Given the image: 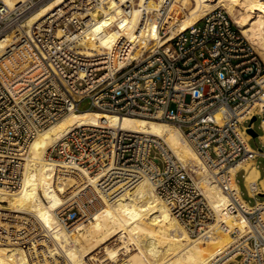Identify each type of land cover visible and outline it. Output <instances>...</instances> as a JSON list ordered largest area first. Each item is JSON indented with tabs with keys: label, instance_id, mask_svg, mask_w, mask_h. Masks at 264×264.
Returning a JSON list of instances; mask_svg holds the SVG:
<instances>
[{
	"label": "built area",
	"instance_id": "1",
	"mask_svg": "<svg viewBox=\"0 0 264 264\" xmlns=\"http://www.w3.org/2000/svg\"><path fill=\"white\" fill-rule=\"evenodd\" d=\"M48 1L26 0L10 8L0 0V40H7L0 54V193L22 189L35 166H28L31 143L52 124L80 111L117 121L102 117L77 125L47 149L45 159L56 175L77 177L84 171L90 180L62 194L53 229L36 216L0 210L6 224L0 242L22 245L30 255L34 245L54 247L56 230L87 224L102 197L115 200L145 179L191 237L211 227L227 236L210 264H264V200L257 199L258 182L249 184L245 169L264 159V62L227 11H211L153 50L124 39L102 51L80 41L93 25L90 14L108 8L111 0H68L24 27ZM132 1H116L122 22L131 15ZM165 7L145 11L144 25L156 28ZM169 34L162 29L163 38ZM124 116L181 130L201 165L179 158L159 135L122 127ZM254 118L260 120V149L250 145ZM217 193L230 201L217 204ZM56 258L63 260L60 254Z\"/></svg>",
	"mask_w": 264,
	"mask_h": 264
},
{
	"label": "bare ground",
	"instance_id": "2",
	"mask_svg": "<svg viewBox=\"0 0 264 264\" xmlns=\"http://www.w3.org/2000/svg\"><path fill=\"white\" fill-rule=\"evenodd\" d=\"M4 1L14 8L26 0ZM66 1L49 0L30 14L23 26L29 27L40 21ZM116 1L111 0L108 8L90 14L93 25L85 32L81 46L109 51L128 39L135 46H141L146 41L141 49L153 50L166 45L175 34L198 23L211 11L223 8L264 62V0H133L131 15L125 22H122V10L114 7ZM163 3H166V14L161 23L156 28L153 25L145 26V11L154 13ZM163 28L171 31L166 38L162 37ZM6 44V39L0 40V54ZM102 117L117 121L111 115L80 111L67 115L40 132L30 146L28 166L34 164L33 171L26 174L19 192L0 193V201L8 203V207L0 204V210L30 214L36 216L44 226L55 228L56 211L62 205V194L73 186L87 182L90 176L84 171L77 177L56 175L55 165L45 159L46 151L73 127L96 123ZM119 124L126 129L159 135L179 158L201 165L183 132L171 124L128 116L120 118ZM253 164L249 165V184L255 183L258 177ZM241 166L235 165L233 172ZM229 201L227 194L217 193V204L224 205ZM5 226L0 221V228ZM212 230L214 227L205 229L201 237H191L155 193L153 186L143 179L119 194L115 200L102 197L87 224L80 223L70 231L56 230L52 236L54 247L43 243L41 247L34 245L30 255L22 245L0 242V264H210L228 243L226 235L219 231L213 233ZM209 235L210 238L206 239ZM57 254L62 255V262L56 258Z\"/></svg>",
	"mask_w": 264,
	"mask_h": 264
},
{
	"label": "rangeland",
	"instance_id": "3",
	"mask_svg": "<svg viewBox=\"0 0 264 264\" xmlns=\"http://www.w3.org/2000/svg\"><path fill=\"white\" fill-rule=\"evenodd\" d=\"M42 6V5H41ZM226 10V9H225ZM227 11V10H226ZM230 16V15H229ZM231 17V16H230ZM232 18V17H231ZM234 21V20H233ZM170 35V34H169ZM168 35V36H169ZM247 39V38H246ZM247 41L249 42V44L253 47V49H254V46H253V44L250 42V40H248L247 39ZM146 44V41L145 42H143L142 43V47H145L144 45ZM153 45V42L148 46V49H150L151 48V46ZM140 46V47H141ZM147 48V47H146ZM255 50V49H254ZM256 52V51H255ZM257 53V52H256ZM258 54V53H257ZM258 56L262 59V57L258 54ZM86 106H87V101L86 102H84L83 104H82V108L83 109H85L86 108ZM249 124V123H248ZM259 125H260V120L259 119H257V121L254 123V128H255V131L257 132V133H259V134H261L262 133V131H261V129L259 128ZM250 145H251V147H253V148H255V149H260L261 148V146H260V142H259V139L258 138H255V139H252V141L250 142ZM251 164H253V163H251ZM258 166H259V169L261 170V171H264V159H259V164H258ZM242 172L239 174V176H238V178H239V181H240V184H241V187H242V189H243V193H244V198L245 199H249L248 198V195H247V192L245 191V189H244V187H243V185H244V178H243V176H242ZM257 199L258 200H264V196H258L257 197ZM250 203L251 204H254V200H250ZM3 207H8V204H3L2 205Z\"/></svg>",
	"mask_w": 264,
	"mask_h": 264
},
{
	"label": "crops",
	"instance_id": "4",
	"mask_svg": "<svg viewBox=\"0 0 264 264\" xmlns=\"http://www.w3.org/2000/svg\"><path fill=\"white\" fill-rule=\"evenodd\" d=\"M251 164V163H250ZM250 164H248L245 168H246V170H247V176H248V174H249V171H250V169H249V165ZM253 167H254V164H253ZM255 168V167H254ZM256 169V171H257V173H258V177H257V179H256V181L258 182V185H259V189H260V191H261V196H264V171H261L260 169H259V166L258 167H256L255 168ZM248 182V181H247ZM243 187H244V189H245V191H246V187L243 185ZM241 189H242V187H241ZM242 191H243V189H242ZM247 200H249V199H247Z\"/></svg>",
	"mask_w": 264,
	"mask_h": 264
},
{
	"label": "water",
	"instance_id": "5",
	"mask_svg": "<svg viewBox=\"0 0 264 264\" xmlns=\"http://www.w3.org/2000/svg\"><path fill=\"white\" fill-rule=\"evenodd\" d=\"M256 121H257V119L254 118V119L252 120V123H255ZM248 132H249L254 138H257L258 133H257L254 129H250Z\"/></svg>",
	"mask_w": 264,
	"mask_h": 264
}]
</instances>
